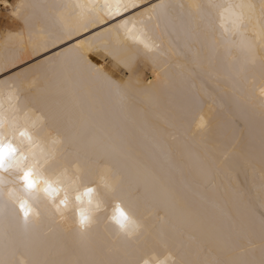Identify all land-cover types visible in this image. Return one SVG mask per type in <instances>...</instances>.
Returning <instances> with one entry per match:
<instances>
[{
    "label": "snow or ice",
    "instance_id": "6c2138e0",
    "mask_svg": "<svg viewBox=\"0 0 264 264\" xmlns=\"http://www.w3.org/2000/svg\"><path fill=\"white\" fill-rule=\"evenodd\" d=\"M0 9V264H264V0Z\"/></svg>",
    "mask_w": 264,
    "mask_h": 264
},
{
    "label": "bare ground",
    "instance_id": "6f19581e",
    "mask_svg": "<svg viewBox=\"0 0 264 264\" xmlns=\"http://www.w3.org/2000/svg\"><path fill=\"white\" fill-rule=\"evenodd\" d=\"M37 3H64V4H73V3H87L89 0H34ZM103 2V0H99ZM175 2V0H174ZM222 2H228V0H222ZM3 9H0V12H3ZM0 54H2V49H0ZM150 74V73H149ZM199 84V82H197ZM186 86L181 83L180 77H175L174 87L162 98L161 103L165 108H175L179 106L184 100ZM211 106V114L213 117V125L209 130L208 136L209 139L215 141L219 134L220 129L217 127L219 121H224L229 119L226 110L222 107L218 101L216 104H211L210 101H207L205 104L206 110ZM233 141L241 140V144L238 147H243V140L251 137L256 145L257 154L259 149V144L261 137L264 136V119H262L259 109H255L250 114V119L248 122L243 120H238V125L234 124L232 126L231 132L229 134Z\"/></svg>",
    "mask_w": 264,
    "mask_h": 264
}]
</instances>
